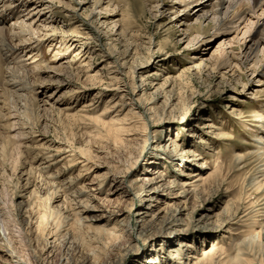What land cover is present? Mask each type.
<instances>
[{"label":"rangeland","instance_id":"rangeland-1","mask_svg":"<svg viewBox=\"0 0 264 264\" xmlns=\"http://www.w3.org/2000/svg\"><path fill=\"white\" fill-rule=\"evenodd\" d=\"M182 1L191 0H0V32L13 38L6 47L0 37L3 84L20 95H0V264H177L168 251L180 242L192 245L185 264L203 254L209 262L199 264H239V255L242 264H264V129L255 117L264 115V45L258 64L244 60L262 37L264 0H227L226 19L248 8L256 14L218 36V0L207 8ZM12 45L18 50L3 56ZM221 52L230 66L218 61ZM38 53L42 60L28 65ZM34 66L39 75L27 78ZM149 74L157 85L133 93ZM135 101L151 102L153 113L131 117ZM166 116L175 122L151 129ZM169 138L179 147L175 162L171 148L153 151ZM69 148L84 167L66 159ZM190 151L198 159L186 171L181 153ZM202 161L211 182L186 199L178 195L192 187L168 188ZM162 174L157 200L185 209L171 230L158 212L144 226L146 208L119 194L139 193ZM79 200L94 210L76 215ZM177 230L186 232L173 240Z\"/></svg>","mask_w":264,"mask_h":264},{"label":"bare ground","instance_id":"bare-ground-1","mask_svg":"<svg viewBox=\"0 0 264 264\" xmlns=\"http://www.w3.org/2000/svg\"><path fill=\"white\" fill-rule=\"evenodd\" d=\"M182 2H184L186 6H188V5L191 6V5H195V4H203V3H204V7H206V8L209 7V6H211V5L207 4V2H209V0H191L189 3H186V1H182ZM227 2H228L227 0H218L217 4L215 5V8H214L213 13H216L218 15V25L216 27L217 29H215L216 33L214 34V36H218L219 34H221L222 33L221 32L222 29H226L227 30L228 27H229V25H234V21H236V20H239V21L246 20V18L249 15L255 16V14H256L255 9L248 8V9H245V10H243L241 12H235V13L232 14L231 18L226 19L225 17H223V13L222 12H223V10L225 8V4ZM37 10H38V8H37ZM38 12L41 13V11H38ZM4 20H7V16H5L4 14H0V21L3 22ZM32 20H34V22L40 20V15H37V18H35L34 15H33ZM260 26L262 27V31H261V36L262 37H261V39L259 41L252 43V46L253 47L252 48L250 47L248 49V55L246 54L244 56V58H245L244 60L247 61V62L248 61H253L256 64H258L260 62V58L261 57L259 55L260 54L259 48H260V46L264 45V20H262V24ZM24 27H25V25H24ZM7 36H8L7 33L4 34L3 31L0 32V37L4 38V43H6V41L12 42L13 41V38L12 37L11 38H9V37L7 38ZM7 45L8 44L6 43V47H7ZM35 49H40L41 50V48H39L38 46ZM17 50H18L17 47L12 45V46H10V48H7L6 50H3L2 49L1 52L4 51L2 53V55L4 56V55H7V53H9V52L11 53V52L17 51ZM216 57H218V56H216ZM31 60L32 61H30L29 64H28L30 66L37 64L40 60H42V58H41V55L38 53V54L33 55ZM218 61H220V64H223V65H229V66L231 65V60L229 58V55L228 54H225V52L219 53V59H218ZM122 65H125V64L123 63ZM35 68H36V66H34V68H32V71L33 72H28L27 73V75H26L27 78H31L32 79L33 78V75H35V74L39 75L37 72L40 73V70L41 69L38 70V71H36V70H34ZM1 70H2V68H0V95H3L8 100L11 99V97H14V98L15 97H18V98H20V95H18L16 93L18 90L15 91V92H13V90L16 89L17 87L14 86V84L12 82L10 83V81H8V83L5 82L6 84H3V74H2V71ZM116 71H118V70H116ZM118 74H120V73L118 72ZM122 76H123V74H122ZM158 78H159V76L153 75V74H149L148 76L142 77L141 79H139V86L137 88L134 87V89L132 90L133 93L134 92H136L138 94L139 93H143V95H145L147 88H152V87L154 88L157 85L155 83V81H157ZM119 80H121V79H119ZM10 86H12V87L9 88ZM22 88H24V87H22ZM24 89H26V88H24ZM118 92L122 95V99L121 100L123 102L124 99H125V97H126V95L124 94L125 90L123 88H119L118 89ZM135 102L136 103L129 105V110L127 111V112H129V114H131L130 115L131 117L134 116L137 119L140 117L138 115L139 112H136L135 111V110H138V109H141V110L146 109V113H149V114H152L153 113V110L154 109L151 106V102H147V103H142L140 101H135ZM140 113H141V111H140ZM114 117L115 116H113L112 119ZM167 117H170V116H166L165 119L164 118L163 119L161 118V119L157 120L156 122H154L153 125H152V127H151V129L152 128H164L163 126L166 123H168V122H175V120H172L171 121ZM255 117L257 119H260V120L262 119L261 120L262 123H263L262 129H264V115L257 112V115H255ZM115 120H116L115 122H118V123L119 122H123L122 121L123 120V117L120 118V119H115ZM112 122H114V121H112ZM176 122L178 123L179 121H176ZM182 122H183V120H182ZM144 126H146V125H144ZM204 128H211V125L205 126ZM117 129H119L120 131H122V129L124 131L127 130L125 127L124 128L123 127L122 128L119 127ZM134 131L136 132V130H134ZM155 132H157V130H155ZM148 135H149V132L144 136L146 141H147V139L149 137ZM192 137L193 138H196L197 135L195 133H193ZM168 142H170V145L166 149H164L165 146L157 145V146L154 147L153 151H156V152H159L160 151V152H163V154L161 153L162 155H165L167 153L166 151H168V149L171 148V151H170V153H169V155H168L167 158L171 159L172 162H175L176 159H178L179 147L175 145V141H174L173 138H169L168 139ZM3 148H4L3 151L6 154L7 146H5ZM64 152L67 153V156H66L67 158L66 159H68L69 157H72L73 158L71 160L72 162H76L77 164H81V165H83V167L85 166L84 163H85V160L86 159H83V157H82L83 160L76 159L75 158V155H74V152H73V150L71 148H69V150L66 149ZM161 154L156 153V154H154V156H155L156 159H159V157H160L159 155H161ZM181 155L184 158L183 159L184 160L183 161L184 162V165H182V167L184 169L186 168V171H187V168L191 167V166H187V164H193L194 161H196L198 159L197 158L198 155L195 153V151L182 152ZM262 157H264V154H263ZM196 166H197L198 170L195 173H190V172H186V171H184V173H183V171H182L181 172V173H183L182 178H184V179L180 180V183L179 184L178 183H175V182L172 183L173 186L176 185L175 187H173L172 184H171L168 188H176V187H179V186H181V187H192L193 191L189 192V191H185L184 190V191L181 192L180 195H178V196H182V197H184L186 199V198H188V195H191V193L197 192L202 187L203 184H206L208 182H211L214 179V176L213 175L206 176V173H205L204 170L210 169L211 167H208V165H206L204 163V161L196 164ZM263 167H264V165H262V168ZM262 168L259 171V173L264 172V170H262ZM178 171H180V169ZM155 174L156 173H154L153 175H155ZM164 176L165 175L162 174L160 176H155L152 179H146V182L144 183L145 184L144 185L145 188L143 190H141L139 193L130 194L127 191H121L119 194H123V196H126V197L132 195L134 198H136L140 202V204H141L140 205V208H142V209L146 208L147 212L140 213V215L145 213V215L142 217L143 219L141 220V223L144 226L146 224L147 225L150 224L151 221H155L156 219H158L157 216H156V214H155V212H158L159 215L160 214H163V213L166 214V218L163 219L164 220V225H163L162 229L163 230H167V229H170L171 230V229H174L177 226H181L180 219L178 218V215L179 216L182 215L183 214V211L185 209H175V210H173V212H171L172 211V207H173V204H171V202H168V201L160 202L159 200H157L158 197L162 194V192L164 190L163 187L165 188V181L166 180L164 179ZM258 176H257V179H258ZM191 179H194V180H191ZM258 183H256V184H258ZM257 186H259V187L256 190H258L261 187L260 185H257ZM129 187L133 190L132 184L129 185ZM83 194H84V192H83ZM170 195H171V193H170ZM73 196L75 198H79L80 196H82V193H81V195L76 196V194H75ZM168 198L169 199H173V198H177V197L169 196ZM75 204H76L75 207H74L75 209L73 208V210L76 211V213H75L76 215L77 214H83V213L86 214L87 212L92 211L95 208L92 205H90V203L87 204L84 201L81 202L80 200L79 201H76ZM145 205H147V206L145 207ZM76 206H78L77 207L78 209L76 208ZM80 208H82V211L80 210L82 213L81 212L80 213L77 212ZM263 214H264V212H263ZM148 217H151V219L148 220ZM81 220H82L81 218H78L77 222H81L82 223ZM219 228L220 229H223V227H219ZM185 232H186V230H179V231L177 230V231H174L173 233H171L172 239L173 240L180 239L181 238V235L184 234ZM262 232H263V230L260 231L257 234V237H258L259 240H261L262 237H263L262 236ZM108 234L111 235L112 233H108ZM68 244H69V242H68ZM189 248H192V245L186 244L185 242H180L178 244L177 249H172L171 248L168 252L170 253L169 255L171 257H173L174 259L177 260V264H185V262H183V259H185V256H184L185 255V252H186L185 249L186 250H189ZM0 250H2L3 253L7 254V250L5 251L3 248L2 249L0 248ZM156 251H158L159 253L160 252H165V249L162 246V247L158 248V250H156ZM202 256H204V258L202 260H200L198 263H194V264H199L203 260L206 261L207 259L208 260L206 262H209V258L206 255L203 254ZM165 257H166V259L169 260V256H166V255L164 257L162 256V258H165ZM11 259H13V256H11ZM190 259H192V260L193 259L199 260V257H197L196 255H194V256H189L188 255V257H186V260H187L188 264H191V262H192V260L190 261ZM234 261H238L239 264L240 263L242 264V262H243L240 255L237 256ZM146 262L153 263L154 261L153 260H147ZM211 262L213 263V259H211ZM16 264H27V263L26 262L18 261ZM157 264H160V261H158Z\"/></svg>","mask_w":264,"mask_h":264}]
</instances>
